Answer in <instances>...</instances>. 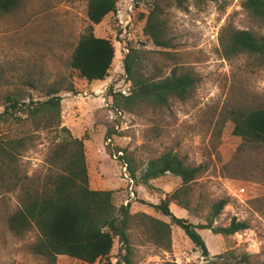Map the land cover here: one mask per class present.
<instances>
[{
    "label": "rangeland",
    "instance_id": "rangeland-1",
    "mask_svg": "<svg viewBox=\"0 0 264 264\" xmlns=\"http://www.w3.org/2000/svg\"><path fill=\"white\" fill-rule=\"evenodd\" d=\"M243 2L119 0L116 13L93 26L94 36L109 40L115 55L104 81L92 83L68 65L89 25L86 0H23L12 13L0 15V113L4 110L3 93L28 79L41 87L63 80L65 85L72 84L76 94H59L61 127L83 141L89 188L113 192L116 209L129 206L133 216L128 230L132 264L204 263L201 252L182 230L154 209L181 186L180 179L168 174L145 186L136 185L118 159L129 157L139 177L148 161L167 152L189 166L203 165L206 169L190 185L189 212L169 205L174 216L205 225L211 206L226 200L213 227H226L233 218L248 225L246 231L228 237L198 230L210 259L231 252L237 259L248 255L252 264H264V151L237 152L241 140L233 135L232 124L223 119L224 110L231 106L264 105V65L247 55L227 59L222 54L221 36L229 29L264 36V26L249 17ZM154 4L161 8L171 49L154 46L143 34ZM128 48L137 53V71L144 77H166L183 69L197 76V86L188 98L170 99L164 107L139 104L116 109L112 95L126 96L130 90L123 68ZM28 93L34 101L44 100L40 91ZM31 129L27 124L0 122V136H20ZM53 144V133H36L33 145L20 159L21 174L42 176ZM19 194L0 189V264H42L30 250L38 239L36 229L16 237L7 227L8 217L21 207ZM142 215L169 225L168 247L150 238ZM124 254L115 239L109 257L95 264H116ZM55 264L84 263L59 256Z\"/></svg>",
    "mask_w": 264,
    "mask_h": 264
},
{
    "label": "trees",
    "instance_id": "trees-1",
    "mask_svg": "<svg viewBox=\"0 0 264 264\" xmlns=\"http://www.w3.org/2000/svg\"><path fill=\"white\" fill-rule=\"evenodd\" d=\"M22 1L0 0V15L12 13L21 6ZM118 1L86 0L89 25L72 51L68 65L88 83L104 81L111 68L114 47L109 40L95 37L93 26L100 24L107 15L116 13ZM173 1L180 4V0ZM242 7L255 23L264 26V0H244ZM161 15L160 6L154 4L149 9L143 34L154 46L171 49L172 41ZM221 46L222 54L227 59L247 55L254 57L259 66L264 65V36L248 30L229 29L221 36ZM127 51L123 68L130 90L126 96L120 93L112 95L116 109H129L139 104L164 107L170 99L182 101L188 98L199 82L196 75L183 69H175L166 77H144L137 71V53L129 48ZM165 56L172 55L165 53ZM41 86L28 79L17 89L3 93L4 110L0 113V122L32 127L31 131H23L20 136H0V189L5 193L18 191L21 202V207L7 219L9 231L16 237H22L31 229H36L38 239L30 250L41 258L42 264H55L59 256L84 264L101 262L109 257L115 239L125 251L116 264H132L128 230L133 216L129 213V206L116 209L112 203L113 192L89 188L83 141L73 138L67 128L61 127L59 94L63 91L76 94L72 84L69 82L65 85L63 80ZM29 91L42 92L44 100L34 101ZM223 119L232 124L233 135L241 140L237 152L264 151V105L244 103L231 106L224 110ZM40 131L53 133L54 144L45 159L44 174L28 177L21 174L20 159L33 145L36 133ZM118 159L126 166L130 179L136 185L145 186L149 181L168 174L180 179L181 186L155 205L154 209L182 230L201 252L203 264H252L248 255L237 259L231 252L210 259L198 233V230H210L214 235L228 237L248 229L245 222L235 218L226 227H213L214 220L227 204L226 200L211 206L205 225H193L177 218L169 209L170 204H175L189 212L190 185L205 172L203 165L189 166L184 159L167 152L148 161L142 174L136 177L131 159L127 156ZM142 218L148 223L150 238L156 244L168 247L169 225L150 217Z\"/></svg>",
    "mask_w": 264,
    "mask_h": 264
}]
</instances>
